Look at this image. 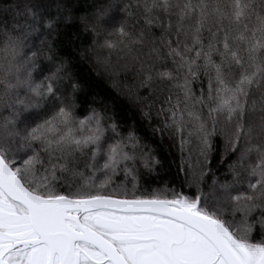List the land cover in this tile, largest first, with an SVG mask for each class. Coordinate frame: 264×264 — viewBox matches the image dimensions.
<instances>
[{
  "label": "snow or ice",
  "instance_id": "6c2138e0",
  "mask_svg": "<svg viewBox=\"0 0 264 264\" xmlns=\"http://www.w3.org/2000/svg\"><path fill=\"white\" fill-rule=\"evenodd\" d=\"M0 264H264V0H0Z\"/></svg>",
  "mask_w": 264,
  "mask_h": 264
},
{
  "label": "trees",
  "instance_id": "16d2710c",
  "mask_svg": "<svg viewBox=\"0 0 264 264\" xmlns=\"http://www.w3.org/2000/svg\"><path fill=\"white\" fill-rule=\"evenodd\" d=\"M84 2V0H82V3ZM93 92H100L103 95H107V94H111L112 96H116V93L114 90H112L111 86L109 85L108 82L95 77V74L93 73V84H92V89ZM124 102L118 103L117 104V111H121V105ZM124 106H126V103H124ZM126 115V113H125ZM166 149H165V153H166Z\"/></svg>",
  "mask_w": 264,
  "mask_h": 264
}]
</instances>
